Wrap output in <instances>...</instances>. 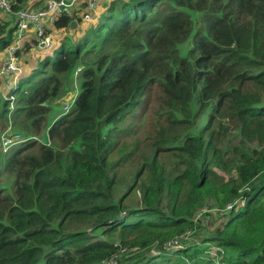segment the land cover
Masks as SVG:
<instances>
[{"label": "trees", "instance_id": "16d2710c", "mask_svg": "<svg viewBox=\"0 0 264 264\" xmlns=\"http://www.w3.org/2000/svg\"><path fill=\"white\" fill-rule=\"evenodd\" d=\"M100 8L2 83L0 264H264V0Z\"/></svg>", "mask_w": 264, "mask_h": 264}, {"label": "built area", "instance_id": "2783aa9c", "mask_svg": "<svg viewBox=\"0 0 264 264\" xmlns=\"http://www.w3.org/2000/svg\"><path fill=\"white\" fill-rule=\"evenodd\" d=\"M108 1L110 0H27L20 8L14 9L16 0H0V25H3L0 38L9 40L0 51L2 83L9 86L17 84L25 66L26 43L32 47L51 49L56 33L52 34L47 30V23L54 24L61 15L71 17L76 24L78 20L82 23H93L99 18L94 13L95 9ZM4 97L13 99L12 95L4 94ZM70 107L67 103L64 110L67 111ZM16 139L17 135L6 137L4 145L9 146ZM180 245V239L174 238L167 242L166 247L176 248Z\"/></svg>", "mask_w": 264, "mask_h": 264}, {"label": "rangeland", "instance_id": "374dc122", "mask_svg": "<svg viewBox=\"0 0 264 264\" xmlns=\"http://www.w3.org/2000/svg\"><path fill=\"white\" fill-rule=\"evenodd\" d=\"M93 13V12H92ZM94 13H97L99 15V17H102L103 15L107 14V10L104 9L103 11H101V8L98 7L95 9ZM195 16H199L198 14H195ZM104 17V16H103ZM102 17V18H103ZM47 30L52 33L55 34L57 32H59L57 30V28L54 26L53 23H47L46 25ZM186 46L188 45V43L185 44ZM37 51V50H36ZM50 50L48 49H44L41 48L40 51L33 53L32 50H29L26 52L25 55V66L24 69L21 73V80L25 77H27L28 75H30V71L36 66L37 62L39 61V59L45 55L46 52H48ZM49 53V52H48ZM79 82L77 80H74L72 83V88L71 90L68 92V94L65 96V98H63V100H58L57 102L52 104V111L48 117V122H52L54 115L57 114L58 112H62L65 111L64 110V105L69 103L72 107V104L74 102V98L76 96V94L79 91ZM9 85L6 86V88H8ZM10 88V87H9ZM9 105L12 107V103L13 100H9ZM38 142H44L47 141V134L45 131H43V133H41L38 137ZM5 148L8 147V144L4 145ZM195 218L197 220H205V221H209L211 224H213V226H220V222L222 220V218H226L225 216H222L221 212H219L214 205L212 204V202H206L204 207H202L196 214ZM223 219V220H224ZM87 231H90V228H86ZM104 237V236H103Z\"/></svg>", "mask_w": 264, "mask_h": 264}, {"label": "crops", "instance_id": "0c3cea01", "mask_svg": "<svg viewBox=\"0 0 264 264\" xmlns=\"http://www.w3.org/2000/svg\"><path fill=\"white\" fill-rule=\"evenodd\" d=\"M35 1H36V0H35ZM40 49H41V48H37V47H32V46H30V48H29L28 50H26V51L32 50L33 53H35V52L40 51ZM36 50H37V51H36ZM48 52H49V51H48ZM48 52H46L45 55L48 54ZM26 57H27V55H26ZM1 92H2V82L0 81V94H1Z\"/></svg>", "mask_w": 264, "mask_h": 264}, {"label": "water", "instance_id": "95a60500", "mask_svg": "<svg viewBox=\"0 0 264 264\" xmlns=\"http://www.w3.org/2000/svg\"><path fill=\"white\" fill-rule=\"evenodd\" d=\"M75 24H76V22L73 20V21H71V23H70V27H73V26H75Z\"/></svg>", "mask_w": 264, "mask_h": 264}]
</instances>
